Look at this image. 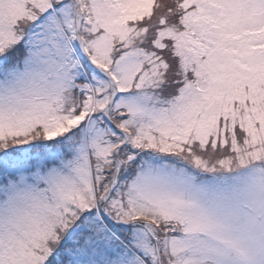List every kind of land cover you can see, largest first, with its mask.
Instances as JSON below:
<instances>
[{
	"label": "snow or ice",
	"instance_id": "snow-or-ice-1",
	"mask_svg": "<svg viewBox=\"0 0 264 264\" xmlns=\"http://www.w3.org/2000/svg\"><path fill=\"white\" fill-rule=\"evenodd\" d=\"M0 264H264V0H0Z\"/></svg>",
	"mask_w": 264,
	"mask_h": 264
}]
</instances>
